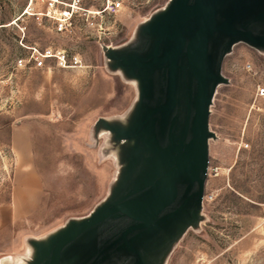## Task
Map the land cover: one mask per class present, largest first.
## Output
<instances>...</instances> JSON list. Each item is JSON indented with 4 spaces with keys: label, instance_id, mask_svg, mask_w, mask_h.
Listing matches in <instances>:
<instances>
[{
    "label": "rangeland",
    "instance_id": "obj_1",
    "mask_svg": "<svg viewBox=\"0 0 264 264\" xmlns=\"http://www.w3.org/2000/svg\"><path fill=\"white\" fill-rule=\"evenodd\" d=\"M0 0V264H29L32 242H45L71 221L89 217L110 196L125 168L126 142L101 120L126 124L138 87L105 57L106 48L135 47L140 28L171 0ZM72 10L59 33L46 17ZM46 49L76 56L61 69L54 58L35 68ZM209 107L207 176L199 221L188 227L160 264H264V50L235 44L225 56ZM30 132L31 159L42 183L36 211L22 220L6 214L13 174L23 158L11 148L12 128ZM29 254L31 259H28Z\"/></svg>",
    "mask_w": 264,
    "mask_h": 264
},
{
    "label": "water",
    "instance_id": "obj_2",
    "mask_svg": "<svg viewBox=\"0 0 264 264\" xmlns=\"http://www.w3.org/2000/svg\"><path fill=\"white\" fill-rule=\"evenodd\" d=\"M139 38L105 50L138 87L126 124L101 120L127 144L123 174L89 217L32 242L29 264H160L199 221L222 62L237 43L264 50V0H171Z\"/></svg>",
    "mask_w": 264,
    "mask_h": 264
},
{
    "label": "crops",
    "instance_id": "obj_3",
    "mask_svg": "<svg viewBox=\"0 0 264 264\" xmlns=\"http://www.w3.org/2000/svg\"><path fill=\"white\" fill-rule=\"evenodd\" d=\"M10 144L24 160L22 167L13 174L10 199L5 210L11 221H18L36 211L41 199L42 183L31 159L29 130L21 126L12 128Z\"/></svg>",
    "mask_w": 264,
    "mask_h": 264
},
{
    "label": "built area",
    "instance_id": "obj_4",
    "mask_svg": "<svg viewBox=\"0 0 264 264\" xmlns=\"http://www.w3.org/2000/svg\"><path fill=\"white\" fill-rule=\"evenodd\" d=\"M55 2H52L49 4V8L46 12V17L53 20L55 23V30L56 32H63L67 30V27L70 25L72 17L74 15V11L72 8L70 10L60 11L56 12L55 10H52V7ZM122 8L120 1H107L104 6V13L107 14H116L119 12ZM35 52L31 55V57L26 59H18L16 62L17 66L25 65L26 63H29L31 59H33L34 67L35 68H43L45 66L44 62L47 59L54 58L56 60V66L61 69H69V68H75L80 64L79 59L76 56H72L71 58H67L66 54L64 52H52L50 49H46L42 52ZM257 96L263 97L264 96V88H258L257 90Z\"/></svg>",
    "mask_w": 264,
    "mask_h": 264
},
{
    "label": "bare ground",
    "instance_id": "obj_5",
    "mask_svg": "<svg viewBox=\"0 0 264 264\" xmlns=\"http://www.w3.org/2000/svg\"><path fill=\"white\" fill-rule=\"evenodd\" d=\"M1 264H10V259H4ZM16 264H20L19 262Z\"/></svg>",
    "mask_w": 264,
    "mask_h": 264
},
{
    "label": "clouds",
    "instance_id": "obj_6",
    "mask_svg": "<svg viewBox=\"0 0 264 264\" xmlns=\"http://www.w3.org/2000/svg\"><path fill=\"white\" fill-rule=\"evenodd\" d=\"M28 259H31V255L29 254Z\"/></svg>",
    "mask_w": 264,
    "mask_h": 264
}]
</instances>
